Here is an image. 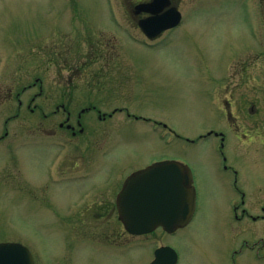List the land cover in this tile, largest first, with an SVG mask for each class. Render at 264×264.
Instances as JSON below:
<instances>
[{
  "label": "rangeland",
  "instance_id": "rangeland-1",
  "mask_svg": "<svg viewBox=\"0 0 264 264\" xmlns=\"http://www.w3.org/2000/svg\"><path fill=\"white\" fill-rule=\"evenodd\" d=\"M132 5V0H0V92L13 90V98L22 92L24 106L9 123L5 140L16 158L0 150V239L26 246L35 264H149L160 242L180 253L178 264H223L224 244L232 238L264 237V220L236 221L233 203L240 197L232 187L237 179L249 213L262 215L264 143L249 153L241 149L216 105L221 101L207 94L227 77L243 79L241 85L231 81L237 86L231 110L240 123V106L257 104L264 141V0H182L184 25L153 47L128 39V33L142 39L124 21ZM110 15H118L116 24L126 35L115 30ZM35 82V88L24 90ZM40 91L78 94L71 104L77 114L94 103L107 117L128 109L132 116L166 128L123 112L101 122L97 112H91L85 120L99 129L87 138L94 142L87 154L85 137L57 133L66 120L62 112L36 123L25 109ZM44 104L51 114L57 108L50 99ZM6 113H19L16 101H8ZM35 124L40 132L38 142L32 143ZM210 129L226 133L224 154L217 138L188 142ZM92 159L98 190L120 185L133 171L155 161L187 164L198 190L193 221L173 236L156 232L149 237L152 244L136 238L130 255L120 250L112 255V246L100 243L123 233L115 222L117 213L107 216L106 208L99 210L100 224L94 229L81 226L86 217L79 213L71 224L61 223L68 220L67 207L78 202L88 185L81 178ZM31 185L39 188V201L30 195ZM101 200L114 199L109 191L94 204ZM116 242L122 247V241ZM260 256L264 264V251ZM250 259L249 254L237 258L240 264Z\"/></svg>",
  "mask_w": 264,
  "mask_h": 264
},
{
  "label": "flooded vegetation",
  "instance_id": "flooded-vegetation-1",
  "mask_svg": "<svg viewBox=\"0 0 264 264\" xmlns=\"http://www.w3.org/2000/svg\"><path fill=\"white\" fill-rule=\"evenodd\" d=\"M133 1V5H132V12L131 14H128L129 17L128 18H124V21H126V24L130 27L131 32L133 31H138L140 34H142L145 38L142 42L144 46L146 47H153L155 46L158 41L162 40L163 37H165L166 34L177 30L178 28L182 27L184 25V16L182 15V21L179 25L178 28L176 29H172L169 31H165L164 33L158 35L157 37H155L154 39H149L147 38L143 32L140 29V22L146 19H149L152 17L151 13H144V12H139L138 11V7L140 5L143 4H150L152 3L154 0H132ZM171 1V7L172 6H176L177 9H179L181 11V5H180V1L182 0H176V2L174 0H170ZM169 9V7L163 9V11H161V14L165 13L167 10ZM183 14V13H182ZM119 18L118 15H113L112 18L109 19V21H111L112 23H114L117 27V31L122 32L123 34H125L126 30L120 29L119 27L121 26V24H116V22H118ZM121 20V19H120ZM129 29V30H130ZM151 32H153L152 30H150ZM126 35V34H125ZM128 36L130 38H134L135 35L132 33H128ZM231 73V67L229 68V76ZM39 81L38 79L36 80V82ZM236 82L238 85L243 84L242 81L243 79L240 78H232L227 77L226 78V82L222 83V82H218L215 83L213 85V88L211 90H209V95L213 96L215 98V100H219L221 102H219L217 105L218 108H222L221 112L223 114V116L226 119V123L228 125V127L232 130V132L235 134L236 138H239V140L241 141V149H245L247 153H249L253 148H255L257 145H259V143L263 144L264 141H262V131H261V111L260 108H258L257 104H255V106L253 107L252 105H247V103H245L244 105L240 106V110L242 111V116L244 117L243 120L238 123L236 121L237 116H235L234 112H232V102L231 99H234L233 97V89H236L237 86H234L232 83ZM37 85V83L32 84L31 86H29V88H35ZM215 85H218L217 87H215ZM70 88V87H69ZM1 91V88H0ZM13 90H10V92L4 94L2 92H0V150L4 149V153L5 156L6 155H10L13 156V158H16L15 156V149L14 147H9L6 143L5 140L7 138V136L9 135V123L13 120L16 119L20 116V112L23 109V102L21 101L20 97H21V92H17L15 94V97L13 98ZM86 96V94H80V96ZM74 97H78V94L76 93H70V92H57V93H42V92H38L36 94H34V96L31 98L30 103L27 106L28 111L33 115V117H36V123H39V118H43V119H48L49 116L51 115H59L60 112H62V114H64L66 116V120L64 123H61L59 125V129L60 131H57L58 134H61V136L64 135V137H68L69 134H71V136L76 137L78 136L79 138H84L85 137V146H86V153L88 154L93 148H94V142L91 140H88L87 138L90 137V133L91 135L94 133V130L97 131L99 129V125L90 121V122H86L85 118L86 116L91 113V112H97L98 116H99V120L102 122L103 120H107V118H113L114 115L117 112H127V110H114V112L110 115H108V117L104 116V114L102 113L101 109L99 108L98 104H94L92 103L91 106L89 107H85L82 108L80 110V113H76L75 111L73 112L71 109V104L73 101ZM222 98H224V100H222ZM46 99H50L52 100V104L54 107L57 106L56 110L53 112V114L49 113L48 109H45V105L44 101ZM246 99V97H245ZM13 101L18 104V110L19 113H16L15 115H9V117H6V108H8V101ZM8 110V109H7ZM48 111V112H46ZM77 114V115H75ZM128 117L130 118V115H128ZM136 119V118H135ZM137 120V119H136ZM142 121L150 122L149 120L143 119ZM234 123H231L233 122ZM236 121V122H235ZM70 122H74L76 123V126L71 125ZM36 125V130L34 131V134H32V137L36 135L35 137V141L32 143H36L38 142V138H39V125ZM154 127H165L163 124L161 123H155ZM53 132H51V136L50 137H54ZM57 134V135H58ZM217 138L220 142V152L221 154H224V148H225V143L227 140V135L225 132L220 131V130H214V129H210L207 132V135H200L199 137V141L202 140H209L210 138ZM71 138V137H70ZM261 140H260V139ZM87 139V140H86ZM195 142V141H191L190 143L192 144H196L199 143ZM22 145V144H21ZM22 148V147H21ZM4 156V157H5ZM96 158V157H95ZM94 158V159H95ZM103 158V157H100ZM94 159L90 160V162H92L91 164H89L88 169L86 172H84L83 177L81 178L82 182H86L85 184H88L84 189H82V193H81V197L78 199V202L71 206V207H67V213H69L68 216V220H63V222H61L62 224L65 223H72V218H75V215H77L78 213L80 215H84L86 218L85 220H81L79 223L81 224L82 227L87 228V229H91V228H95L96 226H98L100 223L99 222V216L100 214L98 213L99 210H101L102 208H106V213L104 215H109L111 212L117 213V220L115 221L116 224L119 226L121 225V229H123V233L118 232V234L115 235V237L109 236L108 240L106 239L104 244H101V246L104 247H111L113 249V253L112 255H115L116 250L119 248H121L122 253H126L128 255L131 254L132 251H134L135 248V241L136 238L142 243H144V241H150V236H152L153 234H155L158 231H162V233L166 236H173L179 233L180 230L184 229V228H177L176 230H174L171 233H167L164 230H157L156 232L150 234V235H144V236H135L130 234L126 229L125 226L123 224V222L119 219L118 216V212H119V196L120 193L123 191V189L126 186V182L129 179V177H131V175L139 173L144 171L145 169H147L148 167H150L152 164L154 163H158L161 161H155L151 164L146 165L145 167H140L138 168L136 171H133L129 176H127V178L125 180H122L120 182V185L114 184L112 188H107L106 190L102 188L98 190L99 185L97 184L95 178H94V174L91 171V168L93 166V164H95ZM7 160V159H6ZM166 161V160H164ZM2 164H5V162L3 161L2 158ZM61 168V167H60ZM226 169H229V167H225ZM59 171L61 172L62 170L59 169ZM63 175H65V172H61ZM234 175L238 178L239 173L236 170H233ZM91 180V181H90ZM194 184L195 187L197 189V185H196V178L194 175ZM90 181V182H89ZM89 182V183H88ZM69 183V182H68ZM73 184H77L75 182H70ZM1 184V183H0ZM33 188H31L30 191V195L33 196L34 201H39L38 197V193H39V188L36 185H31ZM234 191L236 192V194L240 197V202L236 203V201L233 203V213L235 215V219L237 222H243L244 220H250L252 222H258L260 220H264V204H261V212L262 215H253L251 213H249L248 211V207L246 205V193L244 192V190L242 188L239 187L238 185V180L236 179L235 182H233L232 185ZM111 193L112 197L114 200H112V203L110 202H103V200L98 201L100 202L98 204V202H96L94 204V202L96 201V199L100 196L103 195V193H107L109 192ZM198 192V190H197ZM104 203V204H103ZM80 208V209H79ZM79 209V211H78ZM78 211V212H77ZM90 211V212H89ZM77 212V213H76ZM105 216V217H107ZM88 218H92V221H89ZM103 219V218H102ZM92 225V226H90ZM95 225V226H93ZM87 233V232H86ZM88 234V233H87ZM241 235H243V231H241L240 233ZM126 236V238H128V241H125L122 239V237ZM92 240L95 243H99V238L92 237ZM122 241V247H119V243L116 241ZM232 241L226 242L224 244L225 247V259H224V263L223 264H240L237 260L238 257H242V256H247L248 254L250 255L251 259L249 260V263L246 261L247 264H260L263 263L262 258H261V254L264 251V237L262 236H258L257 234L254 235L253 237H248V236H241V237H234L232 238ZM124 242V243H123ZM0 243H2L1 239H0ZM127 245H124V244ZM126 246V247H124ZM178 252V251H177ZM179 255V260L178 263L180 261V253L178 252ZM221 264V263H218Z\"/></svg>",
  "mask_w": 264,
  "mask_h": 264
},
{
  "label": "water",
  "instance_id": "water-1",
  "mask_svg": "<svg viewBox=\"0 0 264 264\" xmlns=\"http://www.w3.org/2000/svg\"><path fill=\"white\" fill-rule=\"evenodd\" d=\"M147 6L146 11L154 12ZM162 18L161 30L172 28L179 21L176 9ZM158 19V20H159ZM146 31L145 23L141 24ZM190 169L166 162L157 164L130 181L122 195L120 215L132 234L143 235L158 227L171 230L173 225L185 226L196 208V192L192 187ZM152 264H175L177 254L171 248H161L155 253ZM0 264H35L28 248L17 243L0 244Z\"/></svg>",
  "mask_w": 264,
  "mask_h": 264
}]
</instances>
